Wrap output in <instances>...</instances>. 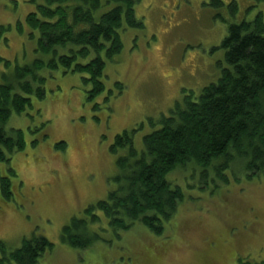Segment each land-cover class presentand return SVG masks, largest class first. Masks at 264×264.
I'll return each mask as SVG.
<instances>
[{
    "label": "rangeland",
    "instance_id": "374dc122",
    "mask_svg": "<svg viewBox=\"0 0 264 264\" xmlns=\"http://www.w3.org/2000/svg\"><path fill=\"white\" fill-rule=\"evenodd\" d=\"M221 1L224 6L217 7L215 0H140L135 13L144 27L121 31L122 52L106 61L105 90L95 99H90L91 86L82 74L61 68L40 72L46 79L45 99L29 97L31 106L7 125L8 131H22L26 142L23 151L0 164L14 194L9 202L0 198V242L8 250L44 236L54 248L41 264H239V259H264V177L250 180L239 164L225 172L228 184L205 185L201 173L193 174L191 168L170 174L168 179L184 190L185 201L160 237L137 224L118 238L100 214L102 223L91 228L101 240L92 247L74 249L61 241L73 218L83 217L87 208L118 189V159L127 152L111 153L116 136L136 130L134 146L143 151V137L162 127V118L177 102L219 80L226 67L221 44L228 26L251 22L260 13L264 19V0ZM39 3L43 0H0V56L12 69L50 58L37 52L39 34L33 38L26 26ZM6 71L0 65V82ZM61 143L65 150L57 149Z\"/></svg>",
    "mask_w": 264,
    "mask_h": 264
},
{
    "label": "trees",
    "instance_id": "16d2710c",
    "mask_svg": "<svg viewBox=\"0 0 264 264\" xmlns=\"http://www.w3.org/2000/svg\"><path fill=\"white\" fill-rule=\"evenodd\" d=\"M139 1L43 0L28 14L26 26L32 37L35 32L39 34L37 52L50 58L12 69L11 62L0 56V65L7 70L0 82V164L10 162V156L25 149L23 132L8 131L7 125L14 114L21 115L31 106L29 97L45 99L42 70L61 68L65 73L82 74L85 85L91 86L90 99L104 92L106 61H113L123 49L121 31L144 27L135 13ZM214 5L221 7L224 3L215 0ZM230 7L237 12L236 2ZM18 30L23 33L22 24ZM221 48L226 67L219 80L198 95L192 92L177 102L170 115L162 118V127L143 137V151L139 153L134 146L136 130L116 136L111 153L127 152L118 159V189L63 228L61 241L65 245L86 250L101 240L91 228L102 223L100 214L118 238L137 224L156 236L164 235L167 224L185 201L184 190L168 179L177 170L191 168L193 174L201 173L205 185L228 184L225 172L237 164L242 165L250 180L264 177L262 14L251 22L229 25ZM65 148V143L57 146L58 150ZM10 174L15 177L13 170ZM13 197L12 180L2 176L0 170V198L9 202ZM53 248L44 236L25 239L16 250H8L0 242V264H41ZM239 264H264V259H239Z\"/></svg>",
    "mask_w": 264,
    "mask_h": 264
}]
</instances>
